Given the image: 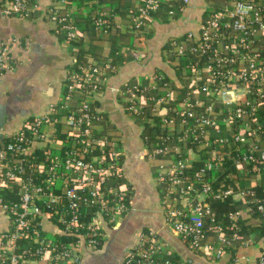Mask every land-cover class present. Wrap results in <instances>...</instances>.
I'll list each match as a JSON object with an SVG mask.
<instances>
[{"label":"built area","instance_id":"obj_1","mask_svg":"<svg viewBox=\"0 0 264 264\" xmlns=\"http://www.w3.org/2000/svg\"><path fill=\"white\" fill-rule=\"evenodd\" d=\"M228 1L232 8L212 11L200 37L188 50L182 40L171 41L172 49L179 56L188 53L199 63L207 64V76L200 83L193 82L192 91L205 92L212 102L203 112H197V106L201 105L199 100L185 98L177 105L169 104L173 98L172 92H168L155 98L153 107L161 123L178 117L190 125L185 132H191L194 143L202 144L210 155L202 160V167L190 175L185 159L175 157L163 138L159 145L146 147L145 153L153 159L175 157L170 169L164 171L161 166L157 176V182L164 186L161 195L164 223L193 251L210 260L222 258L239 241V248L253 244L256 234L240 233L239 211H229L226 219L231 225H224L206 201L209 196L224 199L236 193L231 188L213 187L228 154L216 149L214 144H235L232 156L236 166L248 170L252 165L253 170L264 174V145L257 140V135H264V57L254 47L256 38L264 37V5L255 0ZM159 3L160 0H142L135 18L137 27ZM28 6V0H10L3 10L7 15L26 16L30 11ZM33 6L36 7V3ZM47 14L64 34L65 43L71 44L77 39L78 29L69 13L54 5L48 8ZM226 16L232 18L234 29L241 33L235 42L222 40ZM108 23L105 12L95 19V24L101 28ZM187 37L194 38L191 33ZM9 50L8 46L0 48V75L11 65ZM187 64L190 71L200 76L196 61ZM116 70L111 63L87 64L73 75L67 93L62 94L58 103L26 121L18 130L0 133L3 136L0 141V209L9 220L8 229L0 232V264H36L43 259L47 264H78L80 247L100 246L105 234L103 222L114 227L132 210L134 190L119 182L126 156L119 132L100 128L102 113L93 104L94 96L101 90L100 82ZM164 84L168 85L167 80ZM145 89L141 84H134L123 92L128 96L125 105L128 111L139 113L138 99L145 96ZM230 93L243 95V103L232 108L228 116L232 119L230 122L236 119L243 122V127L230 138L210 141L206 139L208 131L221 130L214 116V104L218 97L226 98ZM162 105H168L172 117L162 114ZM260 108L263 109L260 110L263 111L261 121L257 114ZM248 120L256 126L251 127ZM144 139L147 140L146 135ZM111 181L113 184L109 183ZM5 192L11 197L5 199ZM253 203L251 211L260 215L257 220L264 218V194L255 197ZM207 223L213 225L207 226ZM210 232L215 234V239L208 238ZM60 235H72L75 239L65 240ZM259 243L261 250L255 258L235 252L229 264H264V235L259 236ZM164 250V243L154 231H142L128 249L124 264H190L185 260L178 263L162 260Z\"/></svg>","mask_w":264,"mask_h":264},{"label":"crops","instance_id":"obj_2","mask_svg":"<svg viewBox=\"0 0 264 264\" xmlns=\"http://www.w3.org/2000/svg\"><path fill=\"white\" fill-rule=\"evenodd\" d=\"M177 1L160 0L158 8L143 18V24L137 27L135 18L141 0H72L68 4L58 0H28L30 11L26 16L5 14L3 9L10 0H0V48L8 46L11 64L0 75V133L18 130L26 121L44 114L50 105L60 101L63 82L69 66L73 64V52H84L90 61L111 63L117 69L102 81L103 90L94 96V102L104 116L100 128L119 132L120 144L126 153L123 174L134 190L133 206L129 214L114 227L103 222V243L97 248L80 247L81 261L78 264H124L128 249L144 230L154 231L164 243V258L185 260L191 264H229L235 252L255 258L261 250L260 235L254 231L253 244L239 248V241L222 258L210 260L193 251L164 223L161 205L164 186L157 182L161 166L164 167L162 170L167 171L175 157H183L187 165L192 166L210 155L202 144L194 143L191 132H185L190 125L178 117H174L172 122L161 123V117L153 110L154 99L168 92H172L173 98L169 104L177 105L185 98L199 100L201 105L197 106V112H203L212 102L205 92L197 89L192 91V83H200L207 76V64L199 63L196 57L188 53L179 56L172 49L171 41L182 40L188 50L200 37L203 24L212 11L232 8L228 0H189L186 3L179 0L184 3L183 6H178ZM255 1L264 5V0ZM54 5L78 22L80 33L71 44L65 43L62 34L48 17V8ZM102 12L112 22L110 29L106 30L91 22L95 14ZM224 21L227 24L222 27L223 42L239 40L241 33L234 29L232 18L226 16ZM189 33L194 37L192 40L187 39ZM254 47L264 57V37L258 36ZM189 61H196L201 77L190 71ZM165 79L168 85L164 84ZM134 84L146 88L143 93L145 96L138 99L139 113H131L125 107L128 96L123 92ZM235 98L240 100L235 101ZM242 99L243 95L235 96L234 93L226 98L218 97L214 104V116L221 130L210 129L206 139L215 141L219 137L230 138L233 132L243 127V122L237 119L230 122L232 119L228 118L232 108L243 103ZM227 101L230 103H225ZM167 106H160V109L163 108L161 112L172 117L173 112L168 111ZM260 110L263 109L260 108L257 113L259 121L263 118V111ZM248 123L251 127L256 126L251 120ZM147 129L149 134H144ZM185 133L188 136L184 137ZM168 136L172 138L168 139ZM257 137L259 143L264 145V135L259 134ZM161 138L176 156L157 159L146 157V147L159 145ZM2 140L3 136L0 135ZM214 146L218 150L228 151V160L234 158L235 144ZM236 167L242 174L239 180H234L236 193L230 196L235 208L232 211L240 212L239 223L255 224L261 219L257 220V216H253V198L249 193L253 190L258 197L263 196L264 174L252 168L246 170V167ZM109 183L113 184V181ZM8 227L9 220L0 209V232L6 231ZM208 238L215 239V234L210 232ZM36 264H47V261L43 259Z\"/></svg>","mask_w":264,"mask_h":264},{"label":"trees","instance_id":"obj_3","mask_svg":"<svg viewBox=\"0 0 264 264\" xmlns=\"http://www.w3.org/2000/svg\"><path fill=\"white\" fill-rule=\"evenodd\" d=\"M70 1H72V0H70ZM173 3H175V2H173ZM177 3H178V6L179 5H181V6L184 5V3L179 1V0L177 1ZM97 17H99L98 14H95L92 17V19H91L92 24L96 25L95 24V19ZM85 21H87V20H85ZM74 23L77 26L78 34H79L80 30H79V27L77 25L78 22H76L75 19H74ZM111 27H112V22L110 21V18H109V23H108L107 26L104 27V29L107 30V29H110ZM56 30L60 34H62V36L64 38V34L58 28ZM72 56L74 57V60H73V64H71L69 66L68 75H67L66 79L63 82V94L67 93V85L72 82L73 75L75 73L81 72V70H82V68L84 66H87V64H89V63H93V64H97V65L101 66L104 63V61H102V63L101 62H96V61L95 62L90 61L88 59L86 53H84V52H81V53L79 51L78 52H73ZM100 83H101V86H100L101 87L100 93H101V91L103 90V84H102V82H100ZM76 95H78V93H76ZM93 104H95V102ZM102 117H104L103 114H102ZM145 132H147V133H144V134H149L148 133L149 132L148 129ZM151 135H152V133H151ZM148 136H150V135H148ZM203 163H204L203 161H199V162L194 163L192 166L187 168L188 173L190 175H192L194 173V171H196L197 169L202 167ZM248 168H252V165H249ZM240 174H242V173L239 170H237L236 164L233 161V159L228 160L227 158H225L224 163L221 165V167L218 170L217 179L215 181H213L214 189H224V188L235 189L234 180L235 179L239 180L241 178ZM235 175L237 176L236 178H234ZM119 182L122 183V184L127 185L128 187L130 186V184L127 182V179L125 178L124 174H122L120 176ZM249 194L250 195L252 194L251 198H253V199L255 197H258L257 194L253 190H252V192L250 191ZM3 195H4L5 199H8V198L11 197V194L9 192H5V193H3ZM253 199H252V203L251 204H254L253 203ZM206 201L210 204V207H211L212 211L215 213L216 218L220 219V221H222L224 225L230 226L231 224L227 221L226 214L229 211H232V210L235 209L234 205L231 203V198L230 197H226L224 199H219V198L217 199V198H214L213 196H209V197L206 198ZM253 216L256 217V216H260V215H259V213L257 211H254ZM260 219L261 220L259 222H257V223L254 222L255 224L248 223V222L246 224L245 223H242V224L238 223V227L240 228V233L243 234L244 236H247L249 232L256 231L260 236L264 235V218L260 217ZM210 225H213V224L212 223H207V226H210ZM147 232H149V230H144V233H147ZM59 237H61L62 239H65V240L75 239V236H72V235L71 236L60 235ZM102 243H103V239L100 241V246H101ZM161 258H162V260L170 259L173 263H178L179 262V261H176V260H174L172 258H164L163 256Z\"/></svg>","mask_w":264,"mask_h":264},{"label":"rangeland","instance_id":"obj_4","mask_svg":"<svg viewBox=\"0 0 264 264\" xmlns=\"http://www.w3.org/2000/svg\"><path fill=\"white\" fill-rule=\"evenodd\" d=\"M118 224V222L115 223V225Z\"/></svg>","mask_w":264,"mask_h":264}]
</instances>
